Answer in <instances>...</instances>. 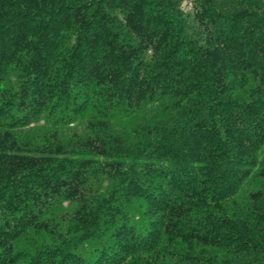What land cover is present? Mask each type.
Instances as JSON below:
<instances>
[{
	"label": "trees",
	"instance_id": "16d2710c",
	"mask_svg": "<svg viewBox=\"0 0 264 264\" xmlns=\"http://www.w3.org/2000/svg\"><path fill=\"white\" fill-rule=\"evenodd\" d=\"M0 264H264V0H0Z\"/></svg>",
	"mask_w": 264,
	"mask_h": 264
}]
</instances>
